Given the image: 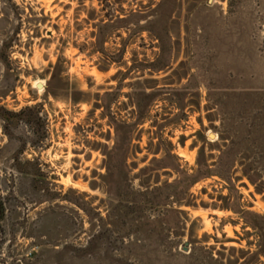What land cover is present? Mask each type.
Here are the masks:
<instances>
[{
	"label": "rangeland",
	"instance_id": "374dc122",
	"mask_svg": "<svg viewBox=\"0 0 264 264\" xmlns=\"http://www.w3.org/2000/svg\"><path fill=\"white\" fill-rule=\"evenodd\" d=\"M99 1L145 18L103 45L126 67L78 50ZM221 151L238 198L215 174L182 192ZM240 159L264 183V0H0V264H232L254 236L219 206L264 215Z\"/></svg>",
	"mask_w": 264,
	"mask_h": 264
},
{
	"label": "trees",
	"instance_id": "16d2710c",
	"mask_svg": "<svg viewBox=\"0 0 264 264\" xmlns=\"http://www.w3.org/2000/svg\"><path fill=\"white\" fill-rule=\"evenodd\" d=\"M100 2V1H99ZM101 11H105V14L98 18L97 22L92 24V27L97 30L96 33H92V36L95 38L94 43H91V50L85 51L84 48H78L80 53H85L86 56L91 57L93 54L96 53H101L102 56L99 58L97 61L98 69L100 71H107L111 66H124L126 67L127 62L124 60V55L126 54V49L128 42L126 40L122 41V46L118 49H115L116 51L112 53H107L105 48H104V43L106 40L114 35L117 31L119 30H128L131 25L136 26L137 28H140L139 26L140 21L145 18L144 16H141L142 13L139 12V10H129L126 11L122 7L119 8V13L116 14V12L112 9L109 8V5L107 2L104 4H101ZM88 20H95V18H88ZM132 57L130 58L131 61H135L133 59L135 52L131 51ZM164 53H160L158 56V59L154 62L149 63V67L155 71L159 72L161 70H165L168 67L167 61H164L163 57ZM159 61V62H158ZM157 63H160L157 65ZM130 69L128 68L127 72ZM123 72L118 70L116 75L113 76L115 79L118 75H122ZM151 90L158 89V88H150ZM147 95V94H146ZM150 95V94H148ZM27 111H30L29 108H24L18 113H11V116H16L19 117L26 113ZM9 115V114H8ZM23 120L27 123H29V120L26 118H23ZM146 120V114L145 115H138L136 122H134L131 126L143 123ZM116 134L118 137V130L116 129ZM224 139V138H221ZM224 157V151H221V155L218 157L216 162H213L211 164L214 166V170L211 168V165H208L206 163H203L202 161L197 162V165L200 168V171L197 174H187L183 171H178L179 174V181L175 182L176 184L182 185V192L187 191L191 185L194 183L208 178L212 176L213 174L221 177L223 180H225L230 186L228 187L229 194L226 197H221L223 200H229L230 197H232V194L235 193L236 198H238L237 190L233 185H231V178L230 174L227 172L229 171L231 165L226 161ZM236 163L232 161V164ZM240 171H241V176L245 177L255 188V192L258 194H263L264 192V183L260 182V177H261V172L258 170L256 167V162L255 161H250L249 159H240L238 161ZM182 177L184 178L182 180ZM181 192V191H180ZM182 199L178 198L176 196L175 202L179 205H181ZM189 205V204H185ZM221 209H228L232 210L234 213H236L239 218L243 222V229L249 228V231L246 232L247 236H254L253 241H248L247 246L249 248L254 247V250H243V249H238L236 250L235 248H230V251L232 252H238L240 254V257H237L232 264H262V260H264V215L255 213V212H250L247 210L241 209L240 206H236L233 203H225L222 206H219ZM3 213H4V208H3V203L0 200V220L3 218ZM242 261L240 262V260Z\"/></svg>",
	"mask_w": 264,
	"mask_h": 264
},
{
	"label": "water",
	"instance_id": "95a60500",
	"mask_svg": "<svg viewBox=\"0 0 264 264\" xmlns=\"http://www.w3.org/2000/svg\"><path fill=\"white\" fill-rule=\"evenodd\" d=\"M36 88H37V89H41V88H43V84L37 83V84H36ZM208 136L211 138V134H208Z\"/></svg>",
	"mask_w": 264,
	"mask_h": 264
}]
</instances>
